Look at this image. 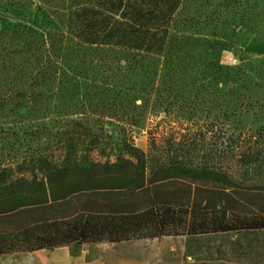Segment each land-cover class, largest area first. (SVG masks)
Wrapping results in <instances>:
<instances>
[{
    "label": "rangeland",
    "instance_id": "374dc122",
    "mask_svg": "<svg viewBox=\"0 0 264 264\" xmlns=\"http://www.w3.org/2000/svg\"><path fill=\"white\" fill-rule=\"evenodd\" d=\"M65 7L0 0V164L59 160L69 151L104 161L132 147L157 156L181 148L198 163L205 144L224 152L215 161L243 186L264 185L240 159L249 146L264 148V0L194 3L201 22L147 70L117 58L101 65L112 59L91 46L68 49ZM144 240L156 242L157 255L162 248L163 264L182 263L186 235ZM31 254L41 262L43 251ZM189 262L223 264L208 252Z\"/></svg>",
    "mask_w": 264,
    "mask_h": 264
},
{
    "label": "trees",
    "instance_id": "16d2710c",
    "mask_svg": "<svg viewBox=\"0 0 264 264\" xmlns=\"http://www.w3.org/2000/svg\"><path fill=\"white\" fill-rule=\"evenodd\" d=\"M199 2L210 0H65L60 30L68 49L110 56L101 65L117 58L147 70L201 22L191 11ZM128 153L103 161L69 151L59 160L0 164V257L178 234L186 235V255L264 264V185L243 186L215 161L224 152L202 144L198 163L181 148ZM240 159L248 175L264 176V148L249 146Z\"/></svg>",
    "mask_w": 264,
    "mask_h": 264
},
{
    "label": "crops",
    "instance_id": "0c3cea01",
    "mask_svg": "<svg viewBox=\"0 0 264 264\" xmlns=\"http://www.w3.org/2000/svg\"><path fill=\"white\" fill-rule=\"evenodd\" d=\"M131 239L121 242L100 241L71 244L55 249H41V262L31 253L15 252L0 257V264H163L162 248L157 255L156 242ZM181 264H189L192 255H186V244ZM193 260V259H192Z\"/></svg>",
    "mask_w": 264,
    "mask_h": 264
}]
</instances>
